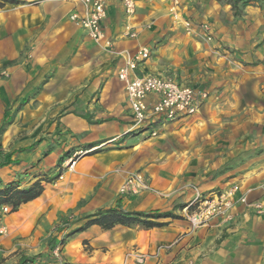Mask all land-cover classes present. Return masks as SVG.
Returning <instances> with one entry per match:
<instances>
[{
    "label": "rangeland",
    "instance_id": "1",
    "mask_svg": "<svg viewBox=\"0 0 264 264\" xmlns=\"http://www.w3.org/2000/svg\"><path fill=\"white\" fill-rule=\"evenodd\" d=\"M67 1L0 0V27L16 22L21 28L32 16L44 28L50 20L47 8H52L62 17L60 22L71 21L94 40L82 21L89 18L98 0H71L78 11L65 17ZM134 1L136 9L130 14L125 0H100L106 11L101 22L105 40L94 41L111 49L113 39L108 34L119 36L123 23L132 22L126 29L137 21L139 11L146 9L143 26L136 37L127 35L129 41L147 33L146 42L136 50L148 47V60L166 59L169 65L165 71L186 79V84L206 97L193 116L141 127L135 124L126 98L131 114L129 131L106 139L99 148L97 126L67 125L60 119L63 111L52 114L39 102L29 107L26 93L21 95L24 99L17 98L0 109V189L8 183L27 188L41 182L47 202L58 208L68 206L57 215L62 213L64 218L51 228L46 252L26 255L21 248H14L25 239L15 237L7 224L12 204L2 205L0 264H18L24 256H40L39 264H64L69 236L87 226L95 215L116 207L147 212L140 204L148 200L159 205L149 212L173 215L156 220L158 223L184 220L189 230L154 252L133 247L123 254L121 264H137L133 258L137 255H144L142 264L159 261L163 252L187 235L211 226L223 231L219 234L220 250L213 255L219 264H264V0ZM44 6L46 10H42ZM12 37L7 32L0 35V52L11 47ZM33 51L30 46L16 58L0 56V81L11 80L17 65L23 73L47 77L45 59L28 66ZM171 51L183 62L181 66L171 65ZM41 81L35 92L42 88ZM138 176L135 185L127 184ZM27 230L24 226L21 233ZM86 245L85 249L91 250Z\"/></svg>",
    "mask_w": 264,
    "mask_h": 264
},
{
    "label": "crops",
    "instance_id": "2",
    "mask_svg": "<svg viewBox=\"0 0 264 264\" xmlns=\"http://www.w3.org/2000/svg\"><path fill=\"white\" fill-rule=\"evenodd\" d=\"M76 4L71 0L67 1L63 16L67 17L71 11H78L79 7ZM42 10H46V6ZM145 12L146 9L140 10L137 15L139 20L137 19L126 29L125 25L130 24L131 21H125L123 27L119 28L121 32L118 38L107 33L108 37L113 39L111 49L104 47L103 43L99 44L90 39L71 21L60 22L62 17L52 8L49 11L47 8L50 20L44 28L41 27L42 24H36V18L32 16L26 18L21 28L16 22H7L1 26L0 35L7 32L13 37L11 47L1 50L0 56L8 55L16 58L31 46L34 48V59L28 63V66L41 63L45 59L43 61L45 71L49 73L47 77L45 74L44 78H41L34 72L23 73L18 65L13 67L12 79L7 82L0 81V109H6L9 107L8 104L17 98L24 99L25 97L21 95L26 93L29 96L27 103L29 107L32 102H39L45 111H51L52 114L63 111L60 113L62 116L60 119L67 125L72 123L77 127L97 126L98 133H101L100 144L96 146L98 148L106 139H112L129 131L131 114L126 106L125 87L118 78V71L124 65L127 53L133 54L136 47L146 42L147 33H144L143 37L140 36L137 41H129L127 36L131 33V28L132 31L139 33L138 28L145 22L143 20ZM25 24L28 28H23ZM32 25L36 27L30 29ZM127 29L129 31H125ZM49 38L53 39L49 40ZM174 54L171 51V56H168V59L174 61L171 65L181 66L183 62L174 58ZM156 59L158 58L153 57L140 65L137 74L164 75L177 79V76L165 71L169 65L166 59L159 58V61H155ZM42 79V88L35 92L36 85ZM180 80L188 83L186 79ZM106 146L109 145H105V148ZM46 194L45 191L41 197L22 204L7 221L12 228L11 233L15 232V237L21 235L22 239H25L16 242L14 248H21L26 255L46 252V240L52 234L51 228L64 218L62 213L57 216L59 211L64 213L68 209V206L60 208L52 206L49 200L47 202ZM155 204L157 201L148 200L141 203L140 208L149 212L150 209L159 208V205ZM24 226H27L28 230L22 234L21 230ZM188 230V222L176 219L153 228L121 225L107 230L93 225L86 230L75 231L69 236V242L63 250V256L66 258L64 264H121L123 254L133 247L154 252L158 246L173 242ZM222 232L216 226L200 228L176 243L171 250L163 252L159 261L152 259L147 264H219V258L213 255L220 250L222 236L219 234ZM4 242L3 240L2 243ZM86 243L90 245L91 250L85 249Z\"/></svg>",
    "mask_w": 264,
    "mask_h": 264
},
{
    "label": "built area",
    "instance_id": "3",
    "mask_svg": "<svg viewBox=\"0 0 264 264\" xmlns=\"http://www.w3.org/2000/svg\"><path fill=\"white\" fill-rule=\"evenodd\" d=\"M90 2V0H85ZM125 5L130 14L136 9L134 0H125ZM106 16L104 4L100 0L94 4L89 18L82 21L87 34L97 42H104V33L101 22ZM73 20L78 16L74 15ZM136 37V31L129 33ZM111 45L110 42H107ZM151 57L148 47H140L133 54L127 53L124 65L118 71V78L124 84L125 94L130 106L133 120L137 126H145L153 122H174L195 115L206 94H198L196 88L176 78L164 75L137 74L140 65ZM139 176L128 181V185H135ZM8 211V207L5 208ZM137 264L144 262V255L135 257Z\"/></svg>",
    "mask_w": 264,
    "mask_h": 264
},
{
    "label": "trees",
    "instance_id": "4",
    "mask_svg": "<svg viewBox=\"0 0 264 264\" xmlns=\"http://www.w3.org/2000/svg\"><path fill=\"white\" fill-rule=\"evenodd\" d=\"M19 183H8L0 189V207L4 204H12L13 212H16L22 204L31 202L39 198L43 193L41 182L34 183L27 188H20ZM172 218L173 215L156 212H131L122 207L111 208L95 215L87 226L79 231L98 225L104 229H112L117 225L122 226H144L153 228L161 226L156 220L161 218ZM40 256H24L18 264H39Z\"/></svg>",
    "mask_w": 264,
    "mask_h": 264
}]
</instances>
